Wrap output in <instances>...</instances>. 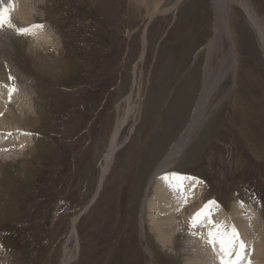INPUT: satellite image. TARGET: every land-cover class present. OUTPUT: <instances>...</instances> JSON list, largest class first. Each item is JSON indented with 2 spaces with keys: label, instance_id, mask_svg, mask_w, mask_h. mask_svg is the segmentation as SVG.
<instances>
[{
  "label": "rangeland",
  "instance_id": "374dc122",
  "mask_svg": "<svg viewBox=\"0 0 264 264\" xmlns=\"http://www.w3.org/2000/svg\"><path fill=\"white\" fill-rule=\"evenodd\" d=\"M252 2L264 19V0ZM173 4L175 0H46L41 6L45 16L37 14L36 19L50 22L61 37L62 46L50 48L51 54L61 58V65L44 50H38L41 59H37L26 50L27 40L24 45L13 40L15 50L9 62L34 83L41 120L37 129L22 132L26 139L32 134L35 142L33 151H27L31 157L25 154L0 168V205L8 211L0 218V263L60 264L64 249L75 244L74 228L78 253L70 264H187L182 234L172 242L176 245L166 246L154 231L152 219L160 218L161 212L144 207V239L140 228L147 180L193 117L202 90L205 45L213 37L212 0ZM230 5L238 52L236 86L218 108L220 91L232 85V76L217 85L214 103H208L201 126L172 172L162 175L194 177L204 190L202 204L214 200L229 213L242 201L243 217L256 206L264 219V53L243 10ZM42 63L51 72L44 71ZM57 71L61 75L53 74ZM10 84L7 91L15 83ZM132 105L141 109L139 118L133 128L131 122H124L129 128L122 135L114 166L99 196L86 207L99 185L110 129ZM7 135L20 143L19 133L7 131ZM138 164L150 165L148 175L140 181L138 176L137 182L125 178L128 171L137 175ZM185 208L190 215L193 207L186 204Z\"/></svg>",
  "mask_w": 264,
  "mask_h": 264
},
{
  "label": "bare ground",
  "instance_id": "6f19581e",
  "mask_svg": "<svg viewBox=\"0 0 264 264\" xmlns=\"http://www.w3.org/2000/svg\"><path fill=\"white\" fill-rule=\"evenodd\" d=\"M45 1L46 0H0V12L7 10V13H8L10 20L17 27H31L33 25H43V28L33 29L32 34H28V35H22L21 34V36H18L17 35L18 33L14 29L7 28L6 26L3 29H0V168H2L3 165L6 164L8 161L16 162L19 159H23L25 154H27V151H30L33 147H35V142L32 138V134H30L31 136L29 135L26 139L24 136H22V132L25 129L29 130V128H31V127L37 129V126L39 125V122L41 120V116L38 113L36 105H35L36 93H35V90L33 88L34 83L33 82L31 83L30 78H28L25 74H23L19 70V68L13 66L9 62L10 61L9 60L10 55H11V53H13L12 50L14 49L13 48V40L19 39L20 41H22V44L25 42V40H27L28 41V47L26 50L28 52H30L33 56H35L37 59H39V57H37L38 56V50H44L47 53H44V52H41V53H44L45 55H47V57L53 58L55 60L54 62H58V64L61 65L59 63L61 58L56 57L55 55L51 54V52H50V48H54L57 50V49H59V47L62 46L61 37H59L56 34V32L52 28V25L50 24V22L39 23L38 20L36 19L37 14L40 15L41 17L45 16V13H43V10H41V6L44 4ZM92 1L100 2L101 0H92ZM103 1H105V0H102V2ZM180 2H181V0H175V4H173V7L178 5ZM231 3H233L235 5H239L240 10L241 9L243 10L244 15H245V19L247 22L252 24L251 27L255 30L259 45L261 46V49L264 53V19L255 9V6H254L252 0H212V4H213V8H214V14H215L214 23H213V37L210 38V40L205 45V48L207 50L205 53L203 84H202V90L200 92L199 100H198L196 107H195V110L193 112V117L189 121V125L185 128V130L180 135H178L175 138V140L172 141V144L168 148L167 152L164 154V156L161 158V160L157 163L153 174L149 176V178L147 180L146 193H145V196L143 199L144 200L143 201V208H142V213H141V217H140V219H141L140 220V225H141L140 228L142 230V239H144V234H145L144 233V229H145L144 228V223H145V221H144L145 220L144 207L145 208L148 207L149 210L150 209H156L157 211L161 212V216H160V218L155 219V217H156V215H155L154 219H152L153 220L152 223L154 224V227H153L154 231H156L158 233L160 240L163 243H165L166 246L172 244V242L174 243L176 236L178 234H182V240L184 241L183 242L184 243L183 244L184 245V251H185L184 253H186L187 264H220L219 259H217L215 256L216 254L214 253L212 246L209 243L206 244L204 242V239L205 240L208 239V236H207L208 232L210 230H214L213 224L218 225L220 223H223L229 227L232 225H235L236 229L239 232V235H240V233H243L242 237L240 235V238L245 242V244L249 245V247L245 251V256L247 258L241 260L240 264H248V258H249L251 253H252V259L250 261H253V264H264V219L261 217V215L259 214L257 209L254 208L256 206L250 207L248 210V212H249L248 215L246 217H243L244 211L246 209L245 210L242 209L240 207L241 204H239L240 206L234 207L235 209L233 212L228 213V211L223 210L224 208L222 209L223 206L221 207L220 206L221 204L219 205L215 201L216 204L211 206L210 216L208 217V219H210L213 222V224L208 223V219H205L202 217L201 223L198 224L194 228L192 226L193 216L197 212L204 209L205 205H208L209 202L212 200L208 201L207 204H202L201 199L203 200L202 193L204 192V190L199 186L200 183H199V181H197V179H196V181L192 180V179H177V177L182 178L185 176H182L180 174H175V173H171V174L165 173L166 175H162V174H164V172L171 171V170H173V168H175V164L177 163L178 159L180 158V155L187 148L190 141L194 137L195 133L197 132V130L199 128V125L201 124V122L203 120V115L205 113V110L207 108L208 103L209 102L211 104L214 103V94L213 93H214V91H217L216 90L217 85L224 83V81H226L230 76H232V79H233V80H231L232 85L231 86L229 85L230 87L228 89H225L224 91L223 90L220 91L221 97L219 96L220 100H217L218 103L216 104V107H218L220 104H223L225 99L229 98L231 91L236 86L235 79H236L237 75H235V73H236L237 64H238V52H237V47H236L237 44L235 43V39H234V35H233L232 22L230 23V15L233 14V8L230 5ZM129 9L131 11L133 10L131 6H129ZM135 9H136V7H135ZM168 10L169 9H167L166 12H169ZM130 13H132V12H130ZM159 13H162V12H159ZM136 21H137V19H136ZM238 23H239V21L236 23L234 22V24H238ZM131 24H132V22H131ZM222 37H223V39H222ZM142 40H143V50H144L145 45H146L145 36L142 38ZM239 40H240V37H239ZM39 53H40V51H39ZM143 53H144V51H142V55H143ZM81 55H82V53H81ZM40 57H42V55ZM75 59H77V58H75ZM263 61H264V59H263ZM69 62H70V60H69ZM73 63H75V62H73ZM41 65L44 67L43 69L48 68V65L46 63L45 64L42 63ZM52 66L55 67V63H54V65L52 63ZM60 70H63V67H61ZM44 71L51 72V71H48V69H46ZM53 74L54 75H58V74L61 75V73L59 71H57L56 74L55 73H53ZM10 76L15 78L12 81H14V83L17 86L16 91L12 92L11 96H10V92L6 90V85L12 83V81L9 79ZM15 84H13L12 86H15ZM220 87H222V86H220ZM131 92H132V89H131ZM242 94L244 95L245 93H242ZM246 96H248V95H246ZM249 97H251V96H249ZM129 100L131 102L132 97L129 96ZM240 100L241 99H239V101ZM261 105H262V103H261ZM261 105H260V107H262ZM209 107H210V105H209ZM256 109H258V108H256ZM140 113H141V109L140 108L138 109L137 106L132 105L129 108V110L127 111L126 117L123 118L122 120L118 121L116 123V125L110 129L111 136L109 138V141L107 144V150L104 154L103 161H102V164L100 167L99 185H98L97 191L95 192V194L90 199L89 204H86V207L91 206L93 204V202L95 201V199L97 198V196H99V193L102 190V186H104V183L107 179V176L109 175L111 168H113V166H114L113 164H114L117 152L121 148L120 146L123 145L122 140H121L122 135H123L124 131L126 130V128H129V126H126L125 123L131 122L132 125L130 127L133 128L135 121L138 120V118H139ZM250 113H251V111H250ZM257 116H258V113H257L256 117ZM256 117L254 116L253 119H255ZM249 119H251V118H249ZM248 123H250V122H248ZM248 125H250V124H248ZM261 126H262V124H261ZM250 129H251V127H250ZM253 130H254V128H253ZM7 131L13 132L14 134L19 133L20 134V143L19 144L13 143L10 140V137L7 135ZM258 131H259V128H258ZM251 133H250V135H251ZM253 133H254V131H253ZM255 133H256V131H255ZM250 139L253 140L254 138L251 137ZM259 144H260V142H259ZM257 147L261 148V146H259V145ZM259 150H261V149H259ZM31 151H33V150H31ZM138 151H141V149H139ZM254 152H255V154H257L256 151H254ZM257 152H259V151H257ZM27 155H29V154H27ZM33 155L34 154H32V156ZM29 157H31V155H29ZM145 159L147 160L146 157H145ZM145 159H144V161H145ZM246 160H247V158H246ZM260 160H262V159H260ZM125 161H127V160L125 159ZM250 161H252V160H250ZM259 163H260V161H259ZM135 166H137V164ZM122 167H125L124 163L122 164ZM149 168H150V165H148V164L146 166H142V164L141 165L138 164L137 175H134V173H131L130 171H128L126 173L121 171V173H125V178L128 177L127 179H129V177H130L129 180L137 182L138 176H139V181H140L142 179V177L148 175V173L150 171ZM248 168H249V166H248ZM248 172H249V170H248ZM39 174L40 173H38L37 175H39ZM0 175H1V171H0ZM167 175H169V177H167ZM25 176H24V178H25ZM233 176H235V175H233ZM28 177H30V176H28ZM31 177H33V176H31ZM165 177H167V179H165ZM249 178L250 177H248V179ZM35 179H36V177H35ZM230 179H232V178H230ZM27 181L29 182V180H27ZM248 181H250V180H248ZM234 182H236V181L234 180ZM126 183L127 182H125V184ZM159 183H163L164 185L160 186ZM228 183H230V182H228ZM205 186L206 185H204V187ZM230 186H232V185H230ZM151 189L153 191V194L150 193ZM235 189H237V188H235ZM7 194H6V196H7ZM0 195L3 196L2 194H0ZM4 198H5V195H4ZM8 201H9V199H8ZM192 201L193 202L195 201L197 203L200 202V204L198 206H195ZM11 203H13V202H10V204ZM253 203L255 204L256 202L253 201ZM186 204L188 206L190 205L191 207H193L192 208L193 210H191L192 212L190 215L186 214V212H187L186 208H185ZM8 205H9V203H8ZM4 208H5V206L0 205V218H4L7 215L8 211L6 212L7 209L5 208V210H4ZM247 208H248V206H247ZM114 213H115V211H114ZM66 215H68V214H66ZM110 215H111V213H110ZM92 218H93V215H92ZM100 218H101V216H100ZM116 218H117V216H116ZM76 220H77V217L73 220L74 223L76 222ZM105 220H108V219H105ZM91 222H93V221H91ZM109 222H111V221H109ZM112 224L113 223H111L110 225H112ZM104 225H106V224H104ZM104 225H102V226H104ZM95 226H96V224H95ZM117 226H119V225L117 224ZM176 229H178L177 232H176ZM107 230H109V229H107ZM99 231H100V229H99ZM73 232L75 235V239H74L75 244L73 247L69 248L68 251L66 249H64V253H63L64 256L61 259L60 264H70L76 258V254L78 253V238L76 237L74 228H73ZM102 232L104 233L106 231H102ZM97 235H98V233H97ZM103 236L106 237L107 235H103ZM113 238H115V237H113ZM110 239H111V237H110ZM116 239H117V237H116ZM105 242H107V241H105ZM113 242H110V243H113ZM119 243H120V241H119ZM121 243H123V242H121ZM164 245H163V247H164ZM174 245H176V244H174ZM120 248H122V247H120ZM146 248H147V251H150V255H152L153 253L151 251V248L148 245H146ZM0 264H5V263H0Z\"/></svg>",
  "mask_w": 264,
  "mask_h": 264
},
{
  "label": "snow or ice",
  "instance_id": "6c2138e0",
  "mask_svg": "<svg viewBox=\"0 0 264 264\" xmlns=\"http://www.w3.org/2000/svg\"><path fill=\"white\" fill-rule=\"evenodd\" d=\"M14 29L18 34L28 35L32 34L33 29L35 28H43V25H33L31 27H17L10 20L7 10L0 12V29L4 27ZM10 80H14V77H9ZM16 88L14 86L9 88L10 96L12 92H15ZM167 179V177H165ZM177 179H192L196 178L192 177H177ZM215 201H210L208 205H205L204 209L197 212L192 218V226L195 228L198 224L201 223V218L208 219L210 216V208L215 205ZM241 206H243V202L241 201ZM208 223L213 224V222L208 219ZM214 230H210L207 234L208 239L207 243H209L214 253L217 255L220 264H240L241 260L246 259L245 251L247 249V245L240 238L239 232L236 229L235 225L226 226L223 223L213 224ZM203 238V237H202ZM248 264H251V261H248Z\"/></svg>",
  "mask_w": 264,
  "mask_h": 264
}]
</instances>
